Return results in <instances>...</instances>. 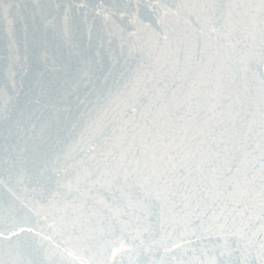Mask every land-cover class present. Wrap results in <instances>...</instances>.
Listing matches in <instances>:
<instances>
[{
  "label": "water",
  "instance_id": "water-1",
  "mask_svg": "<svg viewBox=\"0 0 264 264\" xmlns=\"http://www.w3.org/2000/svg\"><path fill=\"white\" fill-rule=\"evenodd\" d=\"M0 264H264V0H0Z\"/></svg>",
  "mask_w": 264,
  "mask_h": 264
},
{
  "label": "snow or ice",
  "instance_id": "snow-or-ice-1",
  "mask_svg": "<svg viewBox=\"0 0 264 264\" xmlns=\"http://www.w3.org/2000/svg\"><path fill=\"white\" fill-rule=\"evenodd\" d=\"M108 75L110 73H105V70L100 65L89 67L75 81L73 87L65 92L63 103L69 106V110L71 109L73 99L77 100L80 104H84L89 100V97L95 94L101 83H107Z\"/></svg>",
  "mask_w": 264,
  "mask_h": 264
}]
</instances>
